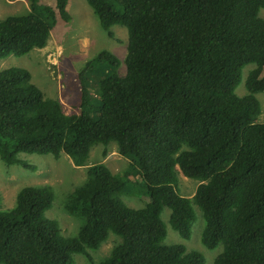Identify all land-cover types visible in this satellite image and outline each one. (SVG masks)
<instances>
[{
	"label": "trees",
	"instance_id": "trees-1",
	"mask_svg": "<svg viewBox=\"0 0 264 264\" xmlns=\"http://www.w3.org/2000/svg\"><path fill=\"white\" fill-rule=\"evenodd\" d=\"M29 13L0 21V60L44 48L57 16L68 23L69 0L55 7L28 0ZM106 32L128 33L124 78L119 60L103 51L79 74L78 114H66L46 97L23 68L0 72V159L35 171L26 155L62 154L85 165L96 144L116 142L130 160L113 174L88 167L86 181L69 196L65 210L85 220L77 237L64 238L48 219L54 197L47 188L25 187L10 211L0 210V264H74L97 250L110 233L121 238L99 264H205L183 245L164 246L161 219L190 239L202 211V243L222 246L214 264H264V121L256 95L264 91V0H86ZM112 37L111 33H109ZM250 64L247 94L239 97ZM106 65L94 119L86 76ZM104 156L107 155L106 150ZM200 182L192 198L182 196L177 172ZM138 179L150 202L128 207L120 194Z\"/></svg>",
	"mask_w": 264,
	"mask_h": 264
},
{
	"label": "rangeland",
	"instance_id": "rangeland-1",
	"mask_svg": "<svg viewBox=\"0 0 264 264\" xmlns=\"http://www.w3.org/2000/svg\"><path fill=\"white\" fill-rule=\"evenodd\" d=\"M40 4L55 7L56 0H40ZM28 0H0V21L11 16H21L29 13ZM67 11L70 21L65 23L57 16L56 24L44 48L34 49L22 57L10 56L0 60V72L10 68H23L31 73L32 82L46 97L58 99L66 114H78L81 99V84L79 74L85 64L99 53L106 51L119 60V67L115 73L124 78L127 73L126 56L128 47V33L125 27L115 25L106 32L100 26L99 20L86 0H69ZM264 19V9L259 13ZM111 33L112 37H110ZM256 64H250L243 70L242 83L236 89V94L243 97L247 94L245 80L248 74L257 69ZM111 70L106 65L86 76L91 102L94 107L91 115L98 118L99 83ZM260 102L261 113L257 117L264 121V91L256 95ZM106 150L107 155L104 156ZM20 159L35 166V171L26 170L19 165H6L0 159V210L10 211L16 206V197L25 187L47 188L54 200L51 209L46 213L48 219L58 223L64 238L77 237L85 220L70 215L65 210L69 196L87 179L89 166L103 164L113 174H120L127 170L130 164L128 158L118 153L116 142L108 146L94 145L89 152L88 159L83 166H76L73 160L65 154L59 158L52 155L21 154ZM178 188L182 196L192 198L199 181L185 177L180 170L177 172ZM120 199L130 208L142 209L150 202L148 193L136 178L129 183L120 194ZM192 207L196 221L192 226L190 239H183L170 225L171 210L165 207L161 219L166 226L167 236L164 246L183 245L188 252L195 251L205 257V264H214L216 257L222 252V246L210 250L202 243V232L205 221L202 211L193 202ZM121 238L110 233L108 239L97 250H88L92 263L86 256H74V264H99L108 258L114 247L121 244Z\"/></svg>",
	"mask_w": 264,
	"mask_h": 264
},
{
	"label": "crops",
	"instance_id": "crops-1",
	"mask_svg": "<svg viewBox=\"0 0 264 264\" xmlns=\"http://www.w3.org/2000/svg\"><path fill=\"white\" fill-rule=\"evenodd\" d=\"M200 184V182L198 183V185Z\"/></svg>",
	"mask_w": 264,
	"mask_h": 264
}]
</instances>
